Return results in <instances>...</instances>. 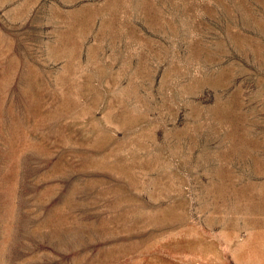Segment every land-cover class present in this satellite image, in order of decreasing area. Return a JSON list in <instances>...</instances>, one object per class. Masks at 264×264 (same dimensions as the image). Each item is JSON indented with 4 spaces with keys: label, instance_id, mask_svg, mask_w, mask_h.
I'll return each mask as SVG.
<instances>
[{
    "label": "rangeland",
    "instance_id": "1",
    "mask_svg": "<svg viewBox=\"0 0 264 264\" xmlns=\"http://www.w3.org/2000/svg\"><path fill=\"white\" fill-rule=\"evenodd\" d=\"M0 264H264V0H0Z\"/></svg>",
    "mask_w": 264,
    "mask_h": 264
}]
</instances>
